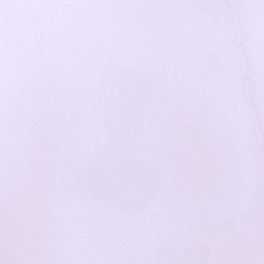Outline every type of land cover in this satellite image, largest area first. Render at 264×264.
<instances>
[{"label":"snow or ice","instance_id":"6c2138e0","mask_svg":"<svg viewBox=\"0 0 264 264\" xmlns=\"http://www.w3.org/2000/svg\"><path fill=\"white\" fill-rule=\"evenodd\" d=\"M0 264H264V0H0Z\"/></svg>","mask_w":264,"mask_h":264}]
</instances>
